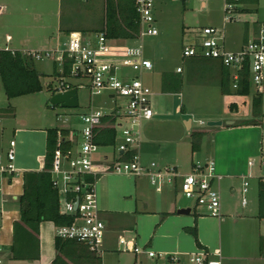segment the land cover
<instances>
[{"label":"rangeland","instance_id":"374dc122","mask_svg":"<svg viewBox=\"0 0 264 264\" xmlns=\"http://www.w3.org/2000/svg\"><path fill=\"white\" fill-rule=\"evenodd\" d=\"M104 1L24 0L23 5L27 11L21 10L19 4L12 1L13 6H6L7 9L0 15V49H4L6 45L16 49H40V47L49 49L55 47L57 43H61L63 46L68 40L69 31H100L105 21ZM155 4L157 26L160 33L156 37L145 39L146 54L154 60L155 70L145 74L144 79L154 92L151 103L157 115L152 121L143 122L141 152L146 149L148 162L152 160L158 163L163 162L157 155L158 153L165 158H170L169 155H173L175 160L173 163H178L176 158L178 156L185 162L179 167L183 173L189 171V162L193 153L197 158L199 155L207 153L214 156L212 155L214 152H228L236 154L237 160L241 163L248 159L254 160L255 165L251 168L252 173L259 174L261 169L258 164L262 159L261 143L264 139V91L257 92L253 81H251V92L248 95L239 96L234 90L230 94H223L220 88L219 64L202 61L196 67L203 65L204 68H190L188 66L190 59L187 58L183 64L184 69L180 72L182 75L181 92L166 93L163 91L164 73L176 72L177 67L183 63L181 57L183 44L194 40L197 37L196 30L198 31L201 27L208 25L222 27L224 0H209L205 9H201L198 0H188L187 3L175 0H155ZM245 7L252 10L237 11L234 14L236 20L225 26V45L228 47L245 45L246 42L255 38L259 27L264 24V0L248 2ZM258 20L259 24L256 23ZM248 26H251V32H248ZM45 36L47 40H42ZM29 37H33L34 40L26 42L25 39ZM8 40L13 41L8 44ZM20 40H25V44H22ZM156 57L162 58L155 60ZM212 65L214 67L211 69ZM35 66L43 74L44 86L41 92L32 95L36 97L21 96L14 100L9 99L0 77V108L6 107L4 110L7 111L6 113H10L13 109V114L6 115L1 124L0 150L3 153L8 149L9 141L16 140L17 137L14 124L16 113L20 117L23 116L30 125L43 124L44 120L48 123L47 119L53 121L54 125H65L68 122L75 128L73 130L79 132L76 135L78 143L82 141L80 131L84 126L80 115L88 112L92 105L97 108L103 107L105 100L109 102V106H105L106 108L103 110L110 111L116 108L121 113L119 120L123 121L124 125L128 124V119L124 115V98H111V101L107 92L91 97L89 89L85 85L78 89L80 102L78 107L52 105L50 99L58 82V78L53 74V62L50 59L38 60L35 61ZM257 94L262 97L261 115L255 114L253 108V99ZM97 100L101 101L97 102ZM243 100H246L244 104ZM240 101L242 102L240 103ZM58 114H62L64 118L68 117L69 121H64V123L57 120ZM189 120L192 125L186 122ZM211 120L222 121L223 124L208 125ZM228 121L236 123L231 126V124H227ZM149 124H152L151 127ZM197 131H201L203 134L200 138V148L194 152L191 145L192 141L197 138L192 134ZM144 140L146 141L143 143ZM147 140L153 141L155 151H157L156 155L154 151L147 150ZM103 152H108L111 155L110 163L119 161L115 145L101 146L97 156H101ZM217 158L219 157L215 159ZM250 180L247 211L257 214L261 187L259 188L257 178ZM167 188L168 190L172 189L171 187ZM174 190H171L172 197L180 206H191L193 210L200 207L197 206L194 198L186 197L178 189ZM0 196L1 205V191ZM3 248L10 251L8 244H4ZM260 252L262 253L261 250Z\"/></svg>","mask_w":264,"mask_h":264},{"label":"built area","instance_id":"2783aa9c","mask_svg":"<svg viewBox=\"0 0 264 264\" xmlns=\"http://www.w3.org/2000/svg\"><path fill=\"white\" fill-rule=\"evenodd\" d=\"M186 2L188 0H175ZM201 9H205L209 0H198ZM140 26L137 37L128 40L109 38L105 32L72 30L68 40L61 45L49 49L22 51L35 61L50 59L53 62V72L58 78L54 93L71 89H79L85 85L91 97L104 92L113 94L112 99H125L124 115L128 124L119 120L121 113L113 108L108 113L103 108L91 107L88 112L80 115L83 128L80 131L81 143L63 148L61 130H58L57 145L54 150L51 174L54 184L59 190L60 213L73 217L70 224L57 225L56 237L64 240H76L88 246L96 253L101 252L102 241L105 236L106 223L101 216L97 203V180L102 169L118 174L133 176H147L150 184L157 189L171 187L178 189L188 198H194L197 206H202L211 216H221L222 197L218 183L222 174L218 172L214 158L197 160L189 172L183 173L175 165H160L155 161L144 165L141 160L140 146L143 136V122L154 118L151 97L152 88L145 82V74L155 70L153 60L146 54V40L148 37L159 35L155 0H135ZM243 6L242 0H224L223 26H204L197 31V39L184 43L182 59L209 58L220 61L232 73L233 87H239L242 71L246 63L249 65L250 81H253L259 93L264 91V25H261L254 39L249 40L238 50H229L225 45V26L234 22V14ZM6 50L16 51L6 48ZM178 72L183 67L177 68ZM110 116L111 123L116 127L118 135L115 148L119 161L110 163L104 156V164L98 165L96 155L100 144L96 142V130L104 125V118ZM114 116V117H112ZM57 118L69 121L62 114ZM0 117V141H1ZM109 124V123H107ZM70 134L79 132L70 129ZM68 140V138H67ZM16 140L9 141L5 153L0 150V173H13L16 167L13 163L16 157ZM132 153L129 159H122V154ZM261 157L258 167L259 174L249 173L243 181L242 204H248L249 178H257L260 186L264 187V139L261 143ZM109 160V162H107ZM107 162V163H106ZM254 166V160H249ZM78 202V204H77ZM191 207V206H190ZM192 208V207H191ZM193 209V208H192ZM264 222V214H263ZM264 239V232H263ZM120 244L125 250L140 252L142 248L134 246L133 241L120 237ZM149 256H155L153 250L144 248ZM209 252L200 248L190 254V261L194 264H221L220 260H207ZM172 260L176 255H170ZM264 260V250L262 252ZM0 258V264H3Z\"/></svg>","mask_w":264,"mask_h":264},{"label":"crops","instance_id":"0c3cea01","mask_svg":"<svg viewBox=\"0 0 264 264\" xmlns=\"http://www.w3.org/2000/svg\"><path fill=\"white\" fill-rule=\"evenodd\" d=\"M12 1L19 4L21 10L27 9L23 5L24 0H0V15L5 12L6 6H13ZM242 2L243 6L240 7L239 11L252 10L245 7L248 2ZM256 23L259 24L260 21L258 20ZM247 28L248 32H251V26ZM25 40L28 42V40H34V38L29 37ZM25 40H20V42L25 44ZM42 40H47V37L45 36ZM12 41L8 40L7 43L9 44ZM243 46L235 47L234 45V47H228L226 45L227 48L232 50H238ZM6 48L19 51L38 50L30 48L16 49L8 45L4 49ZM42 48L44 47H40V49ZM161 58L156 57L155 60H160ZM185 62L186 59H183L181 64L183 69ZM213 62L214 64L217 63L216 61ZM36 94L24 96L36 97L32 96ZM108 98L111 100V94L109 93ZM14 99L12 98V100ZM100 101L97 100V102ZM245 101L243 100V104ZM105 106H109L107 100L103 102V107L100 106V108H106ZM91 107L99 109L93 105ZM5 109L6 107L0 108L2 123L6 115L13 114V109L10 113H6ZM107 112H112V109ZM57 120L59 119L57 118ZM47 122L44 120L43 124L30 125L23 116L20 117L17 113L14 116L17 137L15 146L16 157L13 163L16 170L13 173H0V191L2 192L0 205V257L4 259L3 264H54V260L58 255L55 245L56 225L53 221H43L40 224L38 234L40 240L39 258L34 260H10L8 257L9 251L3 248L4 244H8L11 247L13 243V225L21 217L19 196L24 192V173L44 169L48 130L55 127L69 130L75 129L63 120L61 122H64L65 125H54V122L50 119H47ZM234 123L236 122L232 121L231 126ZM190 124L192 125L191 121ZM149 125L151 127L152 124ZM149 125L147 126L149 127ZM76 137L75 134H70L68 137L73 145L78 143ZM146 143H148L147 150L154 151L156 155L157 151H155L153 141L147 140ZM139 152L140 155L142 153L141 160L144 165H149V163L155 161L148 162L146 149L144 152H141V150ZM229 154L228 152H214L212 155H216L215 157L207 153L195 158L193 153L189 162L190 171L197 159L205 160L219 157L215 159V161L217 160V170L223 176L218 183L222 197V214L219 217L209 215L202 207H197L195 210L192 209L189 214H181L178 209L186 206H180L174 200L172 197L173 192L171 191L173 188L171 190H168L167 187L157 189L150 184L147 176L118 174L102 169L96 184L98 208L106 223L101 252H89L81 245L73 247L68 245L63 248L62 251L65 252L61 253L59 261L61 264H95L94 259L100 257L101 264H194L190 261V254L202 248L209 252L207 260H220L221 264H264L262 253L260 252V250L262 252L264 250V222L262 219L264 210L260 201L257 214L247 211L249 202L246 206L242 204L243 181L252 172V166L248 163L249 159L241 163V161L237 160L236 154ZM157 155L163 161L161 163L157 162L160 165H175L179 168L185 163L178 156L176 157L178 163H173L175 161L173 155H169L170 158L162 157L159 153ZM104 156H107L109 160L111 159V155L108 152H103L101 156L96 155L98 165L104 164ZM221 156L226 157L222 158ZM250 179H248L250 182L249 190L251 186ZM173 191L175 190L173 189ZM194 227L197 228L198 241L189 230ZM120 237H124L129 241L132 240L134 246L142 248V251L125 250L120 244ZM144 248L153 250L156 255L149 256L144 251ZM170 255H176L177 259L172 260L169 258Z\"/></svg>","mask_w":264,"mask_h":264},{"label":"trees","instance_id":"16d2710c","mask_svg":"<svg viewBox=\"0 0 264 264\" xmlns=\"http://www.w3.org/2000/svg\"><path fill=\"white\" fill-rule=\"evenodd\" d=\"M244 2L257 0H242ZM105 21L100 31L105 32L109 38L128 40L137 37L139 33L138 13L135 6V0H105ZM70 32V31H69ZM68 32V33H69ZM190 68H204L200 63H210L216 61L219 64L220 88L223 94H230L232 90L238 95H248L251 92L250 70L246 63L241 72L242 77L239 81V87H233L231 70L224 66L220 61L209 58H189ZM207 60V61H204ZM214 66H211V69ZM200 70V69H199ZM54 74V72H53ZM55 76V74H54ZM0 77L9 99L39 93L43 90V74L35 66V60L22 51L0 49ZM163 91L181 92L182 75L180 72H166L163 75ZM253 108L255 114H262V97L257 94L253 99ZM106 116L104 125L96 130V142L101 146L115 145L117 140V129L113 124V118ZM114 117V116H112ZM115 118V117H114ZM109 123V124H107ZM58 130H61L63 138V148H69L72 143L67 138L70 136V130L66 128H50L48 130L47 153L44 169L41 171H28L24 173V192L19 196L20 214L19 220L13 225V243L10 247L9 258L15 260H34L40 256L39 231L40 224L43 221H53L54 224H70L73 217L60 213L59 190L54 184L51 174L53 165L54 150L58 140ZM203 132L197 131L192 135L197 140L192 141V151H198L200 148V138ZM133 152L122 154V159H129ZM260 204L264 210V187L260 189ZM198 241L197 228L189 229ZM58 255L54 264H61V253L64 247L70 245L82 246L91 251L88 246L76 240H64L56 237L55 240ZM93 252V251H91ZM95 264H101V258L94 259Z\"/></svg>","mask_w":264,"mask_h":264},{"label":"water","instance_id":"95a60500","mask_svg":"<svg viewBox=\"0 0 264 264\" xmlns=\"http://www.w3.org/2000/svg\"><path fill=\"white\" fill-rule=\"evenodd\" d=\"M111 97H113V94H111ZM50 102L52 105L55 106H63V107H69V108H74V107H78L79 106V94H78V90L77 89H71L68 91H64V92H58V93H54L51 96ZM187 123H190V120L187 121ZM232 121H228L227 124H231ZM223 124L222 121H209L208 125H221ZM78 204V202H77ZM192 208L190 206L188 207H182L178 209V212L181 214H189L191 212Z\"/></svg>","mask_w":264,"mask_h":264}]
</instances>
